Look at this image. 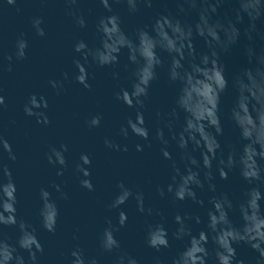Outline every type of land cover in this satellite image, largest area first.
I'll return each mask as SVG.
<instances>
[{"label":"water","instance_id":"95a60500","mask_svg":"<svg viewBox=\"0 0 264 264\" xmlns=\"http://www.w3.org/2000/svg\"><path fill=\"white\" fill-rule=\"evenodd\" d=\"M109 3L113 9L111 13L100 0H78L75 5H69L66 0H17L15 6L0 0V96L5 100V105H0V135L9 142L16 156V160L12 161L8 159L7 152L0 149V165L8 166L17 188V219L24 220L36 229V235L43 246V253H37V264H71V253L77 248L83 250L86 260L95 258L98 264H114L122 254L134 257L139 264H155L157 258L161 264H171L172 259L187 247L189 241L188 237L182 240L173 238L172 233L178 227L174 221L175 214L189 213L201 218L199 224L195 219L187 221L193 235H198L201 230L207 231V212L212 207L209 201L221 193H226L233 202L234 210L229 212L230 220L236 226L242 224L238 204L251 186L240 176L238 168L230 171L224 180L215 172L214 162L215 178L212 183L216 185V191L209 190L207 181L202 189H195L197 198L204 201L203 206L190 199L174 203L167 191L164 197L156 191L157 185L166 189L172 175V161L163 157L161 148L164 146L154 139L156 128L163 127L156 113L171 112L176 107L175 99L179 91V85L169 81V58L166 53L161 54L164 67L157 68V79L151 83L149 97L142 110L150 132L147 141L133 135L130 130L127 138L120 133L121 126H126L129 116L135 119V109L115 99V93L121 88L131 90V73L135 66L129 64L126 49H122L119 65L115 67H98L89 58L84 66L89 74L91 89H85L75 80L78 69L73 61H84L81 54L74 51V46L80 40L90 48L99 46L97 22L100 17L118 14L122 29L134 39L138 27L148 26L150 30L159 15L171 14L182 22L194 24L198 20V12L192 10L180 13L176 0H152L151 7L141 3L136 13H130L126 3L116 4L113 0H109ZM236 7L238 5L235 0H227L213 19H234L233 9ZM80 16L86 21L84 28L77 24ZM37 17L43 21L41 27L44 36H38L32 27V21ZM248 23L245 16L243 23L237 24L240 29L238 42L227 53L222 52L220 55L229 81L228 89L220 98L223 135L217 137L225 157L231 147L239 151L245 143L230 118L237 95L231 86L232 79L242 69L255 67V58L251 64L248 61L247 47H252L257 55L264 49V40L259 35L264 33V17L256 21L257 31L253 33L251 41L245 35ZM21 38L27 41L26 56L17 59L16 42ZM194 43L198 54L208 51L202 38L196 37ZM8 55L12 56L11 61L6 58ZM113 72L119 73V79L113 78ZM64 73L68 74L67 79ZM50 81H60L63 87L53 88ZM33 94L37 96L38 102L40 96L45 97L47 108L39 110L45 112L49 123H38L36 116L25 114L24 106ZM177 112L178 131L184 123L185 113L180 109ZM97 115L101 117L99 126L88 127L86 121ZM165 137L169 139L167 150L173 160L179 161L181 150L170 139L166 128ZM105 139L120 144L121 148L127 146L128 150L125 152L108 148ZM62 144L67 145L68 149L64 153L67 161L64 168L59 164H50L47 159L50 149H59ZM137 144L143 147L142 151H137ZM82 153L91 159L88 167L93 191L81 187L80 180L83 177L76 172ZM193 155L200 158L199 151ZM58 171H63V175L58 176ZM121 181L134 192H143L145 209L153 208L152 215H148L147 211H137L134 198H130L120 208L109 209L108 206L118 193L116 186ZM54 184L60 185L67 199L61 198ZM41 188L52 194L59 207L55 233L41 226ZM261 191L264 192V187ZM261 206L264 210V200ZM157 210L163 213V219L156 215ZM120 211H124L128 217L126 225L114 233L120 248L111 253L104 252L100 248V236L108 227L107 220L111 219L113 225L117 224ZM159 222L164 223L171 246L156 252L145 242L146 229L149 224ZM0 231L10 244H16L20 235L18 226H0ZM207 247L210 251L215 249L211 239ZM233 247L236 248L237 259H243L245 264H256L258 253L247 244H234ZM18 252L28 262V253L19 248ZM208 264H216L214 257L209 258Z\"/></svg>","mask_w":264,"mask_h":264},{"label":"clouds","instance_id":"9594fccd","mask_svg":"<svg viewBox=\"0 0 264 264\" xmlns=\"http://www.w3.org/2000/svg\"><path fill=\"white\" fill-rule=\"evenodd\" d=\"M9 6H15L17 0H4ZM69 5H75L78 0H66ZM180 13L195 10L198 12V20L193 23L182 22L171 14L159 15L151 29L148 26L138 27L135 30V38L129 35L121 27V19L118 14L102 16L97 22L99 34V46L89 47L83 40L78 41L74 51L81 54V59L73 61L78 73L75 76L77 83L85 89H91L88 83V72L84 66L91 58V62L98 67H115L119 65V56L122 49L127 50V58L130 65H134L131 73V90L121 88L115 93V99L129 108L135 109V119L127 118L126 126L122 125L120 133L125 138L131 133L143 140H149L150 132L146 126L143 109L145 101L149 97L151 83L157 79V68L164 67L161 54L166 53L169 61L167 65L168 78L171 83L179 85V91L175 99L176 107L169 113L157 112L156 117L163 127H157L154 139L164 147L161 148L163 157L172 161L170 167L172 175L166 189L157 185L156 191L165 196V191L171 194L173 202L192 200L203 206L204 201L197 198L195 189L204 187L208 182L210 191H216L214 180L215 172L221 179L226 180L228 173L238 168L240 176L251 187L244 192L243 199L239 201L238 210L242 224L236 226L229 218V212L234 210V205L226 193L214 195L209 203L212 207L207 212V231L201 230L198 235L192 234V229L187 221L195 219L201 223L199 216L193 217L189 213L181 215L177 212L174 221L178 225L172 233L176 240L189 238L187 247L172 259L171 264H208V260L214 257L216 264H245L243 259H237L234 244H247L258 253L256 264H264V210L261 201L264 200V49L257 55L252 47H247L246 54L251 64L255 58V67L244 68L236 74L231 82L237 95L235 104L231 109V120L239 129L240 139L245 141L242 148L237 151L234 147L225 157L218 136L223 135V126L220 115V98L228 89L229 81L225 76V68L220 60L221 53H227L232 45H235L240 37V29L237 24L243 23L244 17L248 18V27L245 35L249 41L253 40L256 33V21L264 17V0H235L238 7L233 9V18L213 19L218 9L227 0H176ZM100 3L108 11L113 9L109 0H100ZM113 3H126L130 13L139 11L141 3L147 7L152 6V0H113ZM187 5V8H185ZM17 11L19 9L17 8ZM42 19L37 17L32 21L38 36H44L41 27ZM77 24L84 28L86 21L83 16L77 18ZM264 40V33H259ZM200 37L204 40L208 51L197 53L195 39ZM27 41L18 39L16 42L15 56L24 59L26 56ZM9 61L12 56L6 57ZM127 68L128 65H125ZM11 71V67L8 69ZM64 78L68 74L64 73ZM114 79H119V73L113 72ZM53 88L63 87L60 81L49 82ZM0 105H5L3 96H0ZM47 108L45 97L40 96L39 102L35 94L29 98L28 104L24 106V112L28 116H36L38 123L47 124L45 112L39 109ZM180 109L185 113L184 123L177 131L178 112ZM101 117L93 116L86 121L88 127H98ZM165 128L168 130L170 139L176 143L181 150L179 161L173 160L171 153L167 150L169 139L165 137ZM105 146L115 151H127V146L105 139ZM137 151L143 147L136 145ZM0 149L7 152L8 159L15 161L16 156L9 142L0 135ZM67 145H60L59 149L52 147L47 154L50 164H59L61 168L67 166L64 153ZM199 151L200 158L197 159L193 153ZM91 159L82 153L80 163L76 165V172L83 178L80 180L81 187L93 191L94 186L89 179L91 172L89 167ZM0 226H18L19 238L16 244H10L0 231V264H37V253H43L36 229L24 220L17 219L18 203L17 188L12 178L11 171L7 165H0ZM203 173V179L201 178ZM57 175H63L58 171ZM54 189L61 193V198L67 199V195L61 192L60 185L54 184ZM118 193L108 206L109 209L120 208L130 198H134L137 211L148 215L153 214V208L145 209L144 194L141 191H133L123 181L117 184ZM41 208L39 215L41 226L44 230L55 233L59 207L52 194L40 189ZM156 215L163 219V213L159 210ZM128 217L124 211H120L117 224L107 220L106 227L100 236V248L104 252L111 253L120 248V242L114 233L127 223ZM168 231L164 223L149 224L146 229V244L149 248L160 252L161 249L169 248ZM215 245L210 251L207 245L209 240ZM18 248L28 253V262L23 255L19 254ZM71 264H98L95 258L85 259L82 249L72 251ZM114 264H139V262L127 254L119 255ZM155 264H161L159 258Z\"/></svg>","mask_w":264,"mask_h":264}]
</instances>
